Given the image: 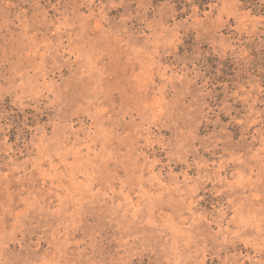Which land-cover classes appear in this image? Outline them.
Listing matches in <instances>:
<instances>
[{"label":"rangeland","instance_id":"374dc122","mask_svg":"<svg viewBox=\"0 0 264 264\" xmlns=\"http://www.w3.org/2000/svg\"><path fill=\"white\" fill-rule=\"evenodd\" d=\"M0 264H264V0H0Z\"/></svg>","mask_w":264,"mask_h":264}]
</instances>
